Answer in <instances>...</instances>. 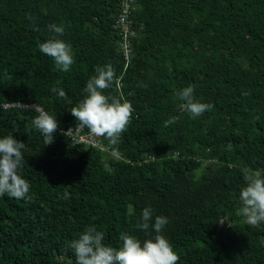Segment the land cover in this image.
Wrapping results in <instances>:
<instances>
[{"label": "trees", "instance_id": "trees-1", "mask_svg": "<svg viewBox=\"0 0 264 264\" xmlns=\"http://www.w3.org/2000/svg\"><path fill=\"white\" fill-rule=\"evenodd\" d=\"M120 2L0 0V104L34 103L75 128L71 108L95 68L111 64L122 86L103 94L134 109L118 145L91 146L57 131L46 145L35 110L0 107V138L25 144L19 171L30 184V200L0 197V264H75L70 243L90 225L115 248L121 233L143 242L145 207L168 219L162 235L178 264H264V222L239 213L242 170L264 169V0H137L126 69L113 29ZM52 23L73 50L68 72L38 50ZM189 85L211 111L180 108L176 93Z\"/></svg>", "mask_w": 264, "mask_h": 264}, {"label": "clouds", "instance_id": "clouds-1", "mask_svg": "<svg viewBox=\"0 0 264 264\" xmlns=\"http://www.w3.org/2000/svg\"><path fill=\"white\" fill-rule=\"evenodd\" d=\"M26 18L33 20L31 14H26ZM48 28L55 35L40 43L38 50L52 58L57 69L68 72L74 63L73 50L70 44L58 38L64 35L65 29L55 23L50 24ZM94 71L95 75L88 79L83 89L85 98L71 108L70 114L78 122L76 126L87 128L91 136L102 137L109 145L116 146L132 119L134 109L131 102L123 98L103 94L113 83L118 82L111 64L97 66ZM194 91V85H189L177 91L176 96L182 101L180 108L192 118H197L211 111L214 105L198 101ZM51 92L68 104L72 103L63 88L53 87ZM242 95L247 96L249 93L243 92ZM32 109L38 113L32 121L33 126L43 135L46 145L51 144L53 134L58 128L57 119L36 104ZM178 119L172 117L164 122V126L168 127ZM24 148L25 144L14 139L11 134L0 138V197L7 195L10 198L30 200V184L22 178L19 171L23 167ZM112 155L118 156V150L113 148ZM242 175L245 186L239 192V213L248 225L257 226L264 222V169L244 168ZM64 196L66 198L68 193ZM167 223L168 219L164 216H155L153 219V209L145 207L137 222V228L151 238L141 242L134 236L121 233L119 239L122 245L119 248L106 245L104 233L98 231L95 225H90L78 239L70 243L75 255V264H178L179 255L162 235ZM153 232L154 236L151 235Z\"/></svg>", "mask_w": 264, "mask_h": 264}, {"label": "built area", "instance_id": "built-area-1", "mask_svg": "<svg viewBox=\"0 0 264 264\" xmlns=\"http://www.w3.org/2000/svg\"><path fill=\"white\" fill-rule=\"evenodd\" d=\"M136 4L137 0H121V10L113 24V29L117 32L119 36V51L125 63V69L131 62L132 42L136 36L135 30L133 28V19L131 18L132 13L136 9ZM117 86L119 88L122 86L120 79H118ZM33 105L35 104L22 102H4L0 104L2 110L5 111L12 109L19 110L23 108L31 110ZM75 124L77 125L78 122L76 121ZM83 129L79 128L78 126H76L75 128L73 126H69L66 129L57 128V132L65 133L64 135L67 136V138L72 142V144H86L91 146H97L99 144L97 137L91 136L90 133H84Z\"/></svg>", "mask_w": 264, "mask_h": 264}]
</instances>
